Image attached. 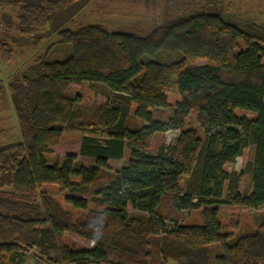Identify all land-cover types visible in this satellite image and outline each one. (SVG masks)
I'll list each match as a JSON object with an SVG mask.
<instances>
[{
  "label": "trees",
  "instance_id": "16d2710c",
  "mask_svg": "<svg viewBox=\"0 0 264 264\" xmlns=\"http://www.w3.org/2000/svg\"><path fill=\"white\" fill-rule=\"evenodd\" d=\"M84 1L0 0L18 7L20 38L11 44L56 33L72 47L65 60L40 57L9 79L27 140L0 146V264H22L33 248L47 264H264V220L243 232L221 222L217 208L264 206V27L247 32L217 14L194 13L167 19L146 36L101 24L54 28L76 17ZM11 44L0 38L5 63ZM83 83L102 102L83 105L71 91ZM169 106V120H156L155 110ZM191 111L201 133L186 126ZM66 130L89 132L79 153L95 158V166L75 154L48 161ZM169 130L179 136L153 155V139ZM251 145L255 158L246 172L253 189L240 194L241 173L224 167ZM126 147L127 166L111 172L109 161L122 159ZM46 184L79 194L92 184L105 187L90 200L97 208L68 195L67 209L42 189ZM191 210H200L201 222H180ZM66 233L87 244L71 248Z\"/></svg>",
  "mask_w": 264,
  "mask_h": 264
},
{
  "label": "rangeland",
  "instance_id": "374dc122",
  "mask_svg": "<svg viewBox=\"0 0 264 264\" xmlns=\"http://www.w3.org/2000/svg\"><path fill=\"white\" fill-rule=\"evenodd\" d=\"M88 4L82 11L70 21H59L54 27L59 28L63 24L69 29H78L88 24H101L109 31L135 33L140 36L150 34L156 27L164 23L165 20L176 18L194 13L217 14L225 22L232 24L239 29L252 31L256 27H264V0H85ZM83 3H78L75 8L78 10ZM18 7L15 5L0 6V38H5L10 44L12 40L20 38L19 32L14 28L16 24V14ZM5 16V17H4ZM67 16V18H69ZM5 18L11 19V24L7 25ZM58 35L53 33L46 39L37 41L35 38L18 41V45L11 44L13 54L11 61L5 63L0 59V146L14 143H26V136L19 126L17 115L10 98L9 79L13 74H18L31 66L40 57L48 61L65 60L72 54V47L68 43H59ZM23 40V39H22ZM239 45L243 47L242 41ZM204 65L205 62H199ZM88 84L83 83L71 88L73 95H80L83 105L89 106L91 101L102 102L103 97L100 92L88 91ZM134 112V108L131 110ZM172 106L158 108L155 110V119L168 121L173 115ZM248 118L253 115L246 111H241ZM197 114L191 111L186 120V126L194 127L198 132L201 130L196 121ZM89 134L83 130H66L60 143L54 148L53 154H48L49 162H54L55 157L64 159L68 154L77 153L80 147L81 137ZM103 134L102 132L97 135ZM178 131L169 130L159 133L152 142V148L158 149L160 145H171L176 140ZM255 158V146L246 148L242 156L238 157L233 163L224 167L226 172L241 173L239 182L240 194L252 193V176L246 172V166L252 163ZM119 164L115 163L114 168ZM79 181V178H73ZM101 184H94L90 187L87 194L71 193L68 190L52 184L42 187L44 191L56 197L62 205L71 209L64 202L65 196H82L87 200L97 196V190ZM227 190H225V194ZM91 208H97L96 204L90 201ZM221 222L227 224L237 223L240 230L250 232L264 220V206L258 209H248L242 206L223 205L219 208ZM131 215L142 214L139 211H130ZM180 222L183 224H199L201 222L200 210L185 211L181 213ZM64 242L74 249H82L87 242L71 233H66ZM174 260H169L167 264H180ZM22 264H47L45 256L38 248L31 249Z\"/></svg>",
  "mask_w": 264,
  "mask_h": 264
},
{
  "label": "crops",
  "instance_id": "0c3cea01",
  "mask_svg": "<svg viewBox=\"0 0 264 264\" xmlns=\"http://www.w3.org/2000/svg\"><path fill=\"white\" fill-rule=\"evenodd\" d=\"M0 124H1V122H0ZM0 128H2V127L0 126ZM176 131H178V130H176ZM178 136H179V131H178V135L176 136V138H177ZM160 146H161V145H160ZM160 146H159V147H160ZM79 148H80V147H79ZM157 152H158V149H153V148L151 147V153H152L153 155H156ZM72 154L77 155L78 160H79V161H80L85 167H92V166H95V164H96V160H95V158H93V157H85V156H81L80 153H79V150H78L77 153H72ZM61 159H62V158H61ZM129 159H130V150L126 147V148H125V151H124V156H123L122 159H120V160L113 159V160H110V161H109V166H110L111 169H112V167L114 168L113 165H115V163H118V164H119L117 167H115V169H113V171L111 170V172H117V171H119L121 168L127 166L128 162H129ZM92 185H94V184H92ZM92 185L89 186V189H90V187H92ZM104 187H105V184H101V188H99V189L97 190V192H98L99 190L103 189ZM86 194H87V193H86ZM82 195H84V194H82ZM77 197H82V196H77ZM83 198H84V197H83ZM221 206H223V205L217 206V208L219 209Z\"/></svg>",
  "mask_w": 264,
  "mask_h": 264
}]
</instances>
